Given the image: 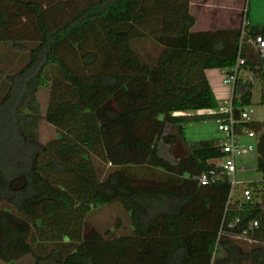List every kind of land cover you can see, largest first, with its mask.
I'll list each match as a JSON object with an SVG mask.
<instances>
[{"label":"trees","instance_id":"1","mask_svg":"<svg viewBox=\"0 0 264 264\" xmlns=\"http://www.w3.org/2000/svg\"><path fill=\"white\" fill-rule=\"evenodd\" d=\"M194 23L189 0H0V43L31 45L26 63L0 87L2 262L264 263L262 246L248 249L231 236L256 220L248 239L264 244V201L229 204L226 175L198 185L196 177L224 153L218 139L183 136L187 122L215 117L198 110L219 108L205 69L228 73L242 58L234 116L251 104L253 78L264 105V58L248 42L264 37V26L249 22L242 35V25L193 32ZM147 43L158 50L149 59ZM41 87L49 89L45 120L58 133L45 143L37 131ZM241 125L258 133L262 179L249 183L257 188L264 120ZM160 141L183 153L166 159ZM95 161L109 167L100 172ZM113 203L127 214L128 232H86L87 215Z\"/></svg>","mask_w":264,"mask_h":264},{"label":"rangeland","instance_id":"2","mask_svg":"<svg viewBox=\"0 0 264 264\" xmlns=\"http://www.w3.org/2000/svg\"><path fill=\"white\" fill-rule=\"evenodd\" d=\"M246 15L249 22L253 25L264 26V0H248L245 4ZM26 47L18 48L14 47L10 43H0V87L3 85L4 76L8 73H12L24 65L27 61L28 49L30 44H25ZM158 52L157 48L150 43H147L146 49L143 52V56L147 59L152 58ZM207 74L208 80L216 88H232L231 85L223 83V79L227 74L226 69L213 67L209 68ZM208 82V81H207ZM252 96L251 104L245 107V110L249 113V120H264V105L260 104L261 94V82L253 78L252 79ZM49 89L48 87H41L37 92V101L40 106V115L38 120V138L39 141L45 143L49 140L55 139L58 136L56 128L49 124L45 120V110L48 103ZM183 136L187 141H200L224 138V134L217 130L215 120L213 117H208L201 121H190L184 126ZM240 141L244 146L248 144L253 145L252 151L245 152L236 158V171L234 177L237 181L243 182L236 186V189H242L244 185H247L253 181H259L262 179L260 172L256 170L257 163V151H256V139L249 138L247 136L240 137ZM159 153L163 157L166 156V151L162 149V145L158 147ZM220 162H222L220 160ZM97 169L102 172L109 165L101 164L95 161ZM232 178V176H231ZM264 201V198H260ZM86 224L88 225V232L95 237H102L105 230L112 231V235H120L128 232L129 221L127 214L123 207L117 203L106 204L95 207L86 217ZM240 244L248 249L255 246H262L264 244L252 242L247 239H237ZM205 248L202 242L197 245V258L203 259L202 254ZM0 264H6L0 260ZM13 264H36L35 260L31 256H26ZM39 264H51L50 261L40 262ZM264 264V263H263Z\"/></svg>","mask_w":264,"mask_h":264},{"label":"built area","instance_id":"3","mask_svg":"<svg viewBox=\"0 0 264 264\" xmlns=\"http://www.w3.org/2000/svg\"><path fill=\"white\" fill-rule=\"evenodd\" d=\"M249 24V20L246 17V9L244 11V17L242 20V35L244 34V27ZM248 42L259 52L264 58V37L260 34L255 35L253 38L248 39ZM244 63L242 58H238L236 64L230 68V71L226 74L223 79V83L231 85L235 84L237 77L240 74L239 66ZM251 79V77H250ZM198 114H213L215 115L214 120L217 126V130L224 134V138L219 140V145L224 153L221 159H215L212 162L215 164V168H211L207 171L202 172L196 177L198 185H207L216 182L222 175H226L230 183V192L228 203L232 204L236 202V208L242 209L244 204L250 200H260L264 198V181L263 184L257 188L253 186L244 185L242 189H236V186L243 182L237 181L234 177L236 171V158L245 152L252 151L253 145L248 144L244 146L240 137L247 136L249 138L257 139L258 133L246 126L241 125V122H248L249 113L243 109L238 117L234 116L233 106L231 98L221 105L216 110L203 109L198 110ZM179 114H182L181 112ZM220 160L222 162H220ZM216 168H219L217 170ZM232 176V178H231ZM239 218H236L234 222H238ZM258 223L256 220L249 221L248 225L243 228L239 233L231 234L236 239H247L249 240L250 233L257 227ZM233 223L229 224L232 227ZM221 230L218 235L221 234Z\"/></svg>","mask_w":264,"mask_h":264},{"label":"crops","instance_id":"4","mask_svg":"<svg viewBox=\"0 0 264 264\" xmlns=\"http://www.w3.org/2000/svg\"><path fill=\"white\" fill-rule=\"evenodd\" d=\"M248 0H189V12L194 16L195 23L191 30L193 32L215 31L220 29L237 28L241 25L245 4ZM209 68L204 70V75L213 90L219 107L228 101L232 96V88H216L208 80L207 74ZM170 129L169 125L165 127V133ZM166 151L165 158L174 162L183 149L177 146L174 150L163 141H160L158 147ZM159 150V148H158Z\"/></svg>","mask_w":264,"mask_h":264}]
</instances>
